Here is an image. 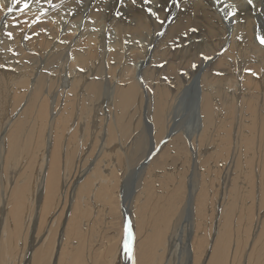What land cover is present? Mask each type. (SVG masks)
<instances>
[{"label": "bare ground", "instance_id": "obj_1", "mask_svg": "<svg viewBox=\"0 0 264 264\" xmlns=\"http://www.w3.org/2000/svg\"><path fill=\"white\" fill-rule=\"evenodd\" d=\"M23 2L24 0H21V5L16 6V9H14V7L13 11L9 13L8 7L11 6V0H0V47H4L6 49L4 51H0V54L3 52V56L0 58V65H2L0 66V98L3 97V89H5L7 97L9 98L7 100L9 103L5 101V104L7 103V105H5V109H2V111L6 110V113L4 114V112L1 111L5 116L1 115L3 117V121L0 123V169L3 166V154H5L6 151L8 154L10 150L9 156L7 157L6 155L4 158L5 161H8L13 158L16 159V157L19 158L18 156L21 155L20 153L23 150V148L21 149L22 145L26 147L29 145L30 147L35 146L33 144V140L36 138L34 139L32 134H34L35 137V133L37 132V139H39L40 136H43L41 132L42 130H34L35 124L37 122H42V125L44 126V120L46 117L49 118V130L47 129L49 133L46 136L47 141H45L46 151L40 161L42 163V168L41 171H39L41 166H37L36 186L33 190L32 197L28 200L31 201L29 205L35 209V213L38 212V209L39 211L44 209V205H49V207L52 206L51 204L54 196L57 193L56 191H58V184L61 182L63 190L62 192L60 191V193H63V197L61 201L59 199V203L62 202L65 204V202L68 201L66 199H70L69 201L71 205H73V209H69V206L67 205L68 210H73L69 217V220L72 219V221H70V224L66 221L69 226L66 224L63 230L66 233V228L70 227L72 232L74 230V226H76L75 224L78 226L76 221V216L78 214L76 213V204L80 199L77 198L78 200L76 201V195H78L76 193L77 191L80 192L79 190H88V187L90 186H87L86 181L89 177H92L95 172L94 166H96V160L91 161L89 164L87 161L85 166L86 169L84 168L85 161L83 159L87 157L86 151L88 148L92 150L91 148L93 147V142H91V140L93 139L95 141L96 138H100L99 143L103 149H105L104 142L110 136V133L108 134V132L112 133V131H118V129L123 132L124 130L126 131L137 128L140 125L139 114L143 122L145 120L150 122L147 123L151 124L149 125L151 128L159 131H162V129L165 130L167 134L163 139L164 143H166L165 140L169 141L174 135H176L177 130L170 131L172 121L176 123V128L193 131L199 138L200 142H211V138L214 136L212 133L217 130L216 134H218V138L216 143L218 148H221H219L220 150H223L226 145H229L231 136L233 142L230 146H232V149L230 148L229 153H227L228 155L226 156L230 159L231 163L233 161V163H235V177L238 178L245 175L244 182H247L246 186L248 184V187L245 188L247 189L246 193H251L252 190H255L253 189L254 178L252 172L253 168L256 166V172L253 173L261 176L258 180L261 183V185L259 184V189L261 192H264V47L260 46L254 39V32L256 29L261 30L262 33L264 32V26L260 23V20L264 19V11L254 12L248 6L242 5L243 14H238L239 21L235 18L228 20L224 17V13L228 11L227 6L233 3L240 4L241 0H223V3H221L220 0H177V3L180 5L179 8L171 6L169 3L170 13L171 16L175 18V21H166L165 24L161 26L158 22L150 18L146 11H144V8L148 6H142V3H138L135 7H133L130 0H125L122 7L117 3V0H51V6L49 4V0H39L38 3L36 0H31L29 9L21 12L20 7ZM157 2L164 3L165 0H157ZM255 2L259 5L261 0H255ZM117 11L121 13L119 17L115 14ZM41 12L44 13L43 16H40ZM161 15H163V13H161ZM38 16L44 19L43 23H34ZM20 21H26L28 24L24 27L17 26V28H13V25L19 23ZM190 26L197 27L199 30L194 33L188 32L186 35H178L182 29ZM9 31L12 32V39L10 40L6 36V33ZM158 31L164 33V35H156ZM25 36L29 37V39H25ZM237 36H240L242 39L237 41ZM173 39H175V44L173 43ZM222 46L223 48H226L227 51H224L223 55H217V50H223ZM8 52H15V56L18 55V57L12 59L9 57L10 55L7 56ZM199 52L206 53L213 58L211 60L201 61L197 56V53ZM11 54L13 55V53ZM8 60H12V62L10 61L9 63ZM190 62H196L198 67L196 69H192L190 67ZM159 64H165V66L163 68L157 67ZM5 66L8 67V70H6L7 67L6 69L4 68ZM9 67L13 70H9ZM245 68L252 69V71L256 73V76L248 73L241 75L239 70H244ZM47 69H50L52 74H55L56 77L51 78L49 77L50 74L48 77L45 73L42 74V72ZM80 69H83V71ZM86 69L90 71L89 74L85 72ZM39 70L43 71L39 72ZM181 72L184 74L181 75ZM217 73L220 74L217 75ZM242 76L245 77L243 78ZM164 77H167V79H164ZM252 83H254L253 86L247 87L250 84L252 85ZM243 84L246 85V88L248 89H246ZM240 85H243L246 89V93L244 92L245 95L237 93ZM257 88L262 89H260V93ZM58 89L59 91H57ZM249 90L254 91V93H250ZM247 93L248 96H246ZM188 94L192 95V102L190 104L191 109H188L186 112L183 107V102ZM10 95L13 96L10 97ZM62 99L63 107L60 109V112L58 111V113L55 114L53 110H55L58 106H61ZM240 99L241 105L237 106V103H239L238 100ZM256 101L258 102V110H255ZM2 103L3 102L0 103V108H2ZM141 109H143L146 113L141 114V112H143ZM75 111H77V115L75 114ZM101 113L106 115L107 118V120L102 124L104 128L103 132L105 133H100L102 136H99V134H95L96 136L90 135V146H87V149H85L86 151H82V147L85 146V142H87V140H84L87 126L85 123L86 118L89 115L95 116L93 117L94 119L91 117L92 119L90 123L94 120L93 126H98L96 116L101 115ZM84 116L85 120L82 122V118ZM101 119L102 118H99L98 121ZM65 122V128L67 127V124L72 125L73 128L69 130L66 136L62 134V137L64 138L63 144L60 140L61 137L59 136V132ZM236 122L237 125H234ZM78 127L80 130L77 129ZM90 129L92 131V128ZM96 129L97 127L95 130ZM94 132L96 133V131ZM24 138L25 141H23ZM193 139H195V136ZM83 140L84 143H82ZM22 141L30 142L22 143ZM74 144H76L75 147L68 148L70 145ZM136 145L137 149H140L141 141L137 140L134 147ZM157 145L158 143H154L151 146V150L148 151L149 155L150 153L153 154L152 156L156 154L155 149H158ZM101 146L98 148L100 151L102 149ZM26 147H24V149ZM59 147H61L63 153H66L64 150L67 148L65 151H67L69 159L71 154H75L74 164L77 163L78 165L77 168L74 169L75 172L72 171L74 174L69 179H67V168L71 161L69 163L64 161L65 156L62 154L60 157L64 162L62 163L60 161V163L57 161L59 158ZM31 148L29 149L31 150ZM29 149H27L28 152ZM120 149L122 150L123 147L120 146ZM152 156L148 158L149 163L146 164L148 172L150 170L152 172L153 169L158 168L156 167L157 162L154 161V157L157 156V154L154 157ZM213 158L215 157L207 154L203 161L207 165V163ZM59 165L61 166L59 167ZM202 165L205 164L203 163ZM89 166H91L90 169ZM243 166L246 169L245 172L243 170ZM190 167H192V172L189 170L188 172H191L190 177H193L196 173V161L193 166L190 161L189 168ZM106 169L103 170L108 172ZM84 173H89V175L86 176L85 179L84 177L80 178V176ZM15 174L16 173L13 171V174L10 176L12 182L15 181L13 177ZM91 174L92 176H90ZM33 178H35V176ZM185 179L182 181V183H184V187L183 192L181 191V193L178 190L174 192V190L177 189L175 188L176 184L174 186L171 185L175 189H172L173 194L170 195L169 198L167 197L170 199L169 203H167V200L164 199L165 195H160V198H158L159 195L157 196L158 200L163 201L164 205L162 207L158 206L159 211L154 209V206L157 205H154V208H151L150 210L155 213L154 215H157L160 218L159 219L157 217L158 220L153 218V214H151L148 209L144 210V207L146 208V205L148 204L143 203L140 205V202L136 199H142L143 196L140 197L141 195H138L140 198H135V200L139 202V205L137 204V208H134L133 210L138 209L136 211L139 213L143 211V215H146V213H149L150 215L148 220H145L144 217L146 216H142V220L138 219V216L136 221L137 215L135 214V211L134 215L132 214L133 220L130 218V229L126 228L122 208L124 209V212L129 214L131 213V207L130 205H127L128 200L126 198L121 205V199L119 198V195H117V200L119 201L118 203H120L119 208H121V214L119 212L120 222L123 223L126 231L124 238L127 241L129 237L128 234L130 233L134 245L132 259L127 255L126 262H124L122 260L124 256L123 251H125L123 244V248L120 252L121 254L119 255L118 253L115 258L118 259V264H150V261L153 259L155 260L154 255L156 256V254L157 256L164 258V262L162 264H169V262H171V264H183L182 261L184 262V259H182V257L186 258V264H195V260L197 264L200 259L197 258V255L199 254H197V251L201 246H203L205 239L196 238V233L194 234V231L192 233V230H194V226L196 228V223L198 222H196V217L198 215L201 216L202 214L198 212V215L196 216V209L194 214L190 213L188 210L190 199L189 191L190 187H194L192 186L194 184L192 183L191 185L190 182L188 187L187 182V193V191H185ZM67 180H69V182ZM76 180H78L77 183L80 184V189L76 185L72 188L71 193H69V185H72L70 183ZM171 180L170 183L173 182V180L172 182ZM8 181L9 178L7 182ZM122 183H124V181L117 183V188L115 186L117 193H119L118 188L125 189L124 185L125 187H128L127 182L124 183V185H122ZM161 183L163 186L164 184L166 185V180L161 179L158 184ZM16 186L14 188L15 191L14 189H11V194L13 191L15 193L16 189H18V193L24 191L22 186H19L18 188ZM143 191L147 194V191ZM229 191V206L233 209L235 203L234 201L236 200L235 198L241 193V191L235 183H233L232 189ZM170 192L168 188V194H170ZM165 193L167 192L165 191ZM185 193H187V198H185ZM203 193H200V199L203 198ZM233 193L236 194V197H234ZM82 196L83 195H81V197ZM134 197L137 196L135 195ZM145 197V201H147L146 199L148 195ZM6 198L7 196L5 199ZM19 198L20 196L11 201L5 200V202L7 201L10 205V210L6 209V207H4L5 205L0 208V243H5L9 237L14 238L17 234L18 229L15 227H13L14 230L11 234L7 233L6 235V230L8 227L7 221L9 219L12 220L13 226H17L18 223H21L22 221V216L20 215L23 213L22 210H20L22 208H20L22 203L21 201L19 203ZM81 200V206H78L82 208L83 204L86 203H84V199L81 198ZM182 200H184L183 209L180 206L177 207L178 205L171 207L172 204L175 205L178 201L182 203ZM196 201L198 202V200L194 198V203H196ZM159 207L162 208L161 210H164V213L162 212L164 215L161 214ZM79 208L77 207L78 210ZM57 210L56 213H54L53 218H56L55 216L59 212H57ZM62 211L64 212V209ZM230 212L224 215V217L230 218ZM259 212L260 210L256 213L255 229H257V227L260 229L256 231L258 232L257 234L253 232L255 236L254 238L256 239V243L253 244V247L255 246L253 251L255 252V248H257L256 246L259 243L261 250L260 252H256V255L254 253L253 254L255 255V259H260L257 264H264V260L258 257L261 252H264V217L261 214L258 215ZM6 214L7 216L5 221ZM29 215L30 214L27 216ZM67 216H69V214ZM224 217H222L224 220L223 222H221L220 219L217 223V225L219 224L220 226L219 234L215 235L213 233V237H210L209 239L208 237L206 238L207 241L206 245L203 247L204 251L202 256L204 255L206 248H208L209 258L207 259V263L204 264L230 263L225 246L228 245L230 243V239H232V221L231 219H227L226 221V218ZM260 217L262 218L261 226H259ZM152 218L155 219V223L159 224H152L151 222L154 221ZM34 220L35 222H33V224L31 223L32 219H30V221L28 220L31 224L30 228L36 223L37 217H35ZM138 220H141V223L144 225L146 224L145 227L148 226L152 228L144 231L146 232V235L143 239H140V237L142 238V235H138V237L137 234L139 233H136ZM156 220H160V222H156ZM28 221L25 222V224L27 223V225H29ZM223 226L225 228H223ZM141 227L143 226L140 225V228L138 229H143ZM49 229L46 232L44 240L41 242L42 247L49 239L48 236H50L51 233ZM140 231L141 230H138V232ZM242 233L238 234V240H241V242L243 241L242 238H244ZM63 234L61 233V235ZM204 235H206V233ZM65 236L67 237V235ZM65 236H60V238L57 239L58 243H56V248H58L59 244H64ZM80 236L82 237V235ZM135 236L139 238L138 243L136 242ZM211 238L215 240L212 246H210L208 242ZM70 239L65 240H68L69 242ZM80 239H83V237ZM37 240H39L40 244L41 239ZM73 241L75 242L74 239ZM72 246L75 247L74 245ZM42 247L39 246L35 248L34 243L31 245V248L33 249L30 253V259L27 264H45V260L41 257V254L43 253ZM84 247H86V244H84ZM84 247L82 246V248ZM1 248L0 264H11L12 261L15 263L16 259L8 261L9 255L8 252H6L8 246H4V248L2 246ZM63 248H65V246L61 249ZM70 249L71 253L73 248L71 247ZM77 249H75V251ZM84 250L81 251L84 253ZM60 251L63 252L62 250H59L58 254ZM80 252L79 255H81ZM195 252L197 259H195ZM232 252L235 260L237 261L239 259V255H237V252H234V250ZM73 253L72 255H74ZM25 257L22 256L19 261H24ZM78 257L79 256L74 258L75 264H78ZM81 259L80 261L82 262ZM252 259L253 257L250 256L249 264H252L254 261H252ZM261 259L263 261H261ZM54 260L53 264L64 263L63 254H59V258L55 257ZM200 260L202 261V259ZM19 261L16 263L22 264ZM201 261H199V264H201ZM114 263L115 262L113 261L112 264ZM152 264H156V262H153ZM159 264H161V261ZM254 264H256V261Z\"/></svg>", "mask_w": 264, "mask_h": 264}, {"label": "rangeland", "instance_id": "obj_2", "mask_svg": "<svg viewBox=\"0 0 264 264\" xmlns=\"http://www.w3.org/2000/svg\"><path fill=\"white\" fill-rule=\"evenodd\" d=\"M14 9H16V7ZM13 13H15V12H13ZM12 19H14V18H12ZM43 21H44V19L40 18L39 22L43 23ZM260 23L264 26V19L260 20ZM27 24L28 23H26V21H20L19 23L14 24L13 28H17V26L24 27ZM263 30H264V27H263ZM4 50H6L4 47H0V51H4ZM11 53H13V55ZM15 54H16L15 52H8L7 56L10 55L9 56L10 58L15 59V58L18 57V55L15 56ZM2 56H3V52H1L0 58H2ZM10 61L12 62V60H10ZM10 61H9V63H10ZM6 67L7 66H5L4 68L6 69ZM11 69L12 68L9 67V70H11ZM6 70H8V67H7ZM47 70H44V71L43 70H41V71L39 70V72L43 71L42 74L45 73V75L47 77H48L49 74H50L49 77H51V78H55L56 77L55 74H52V71L50 69L48 71ZM85 72L88 73V74L90 73V71L87 70V69L85 70ZM239 73L241 75L244 74V73L247 74L244 70H239ZM242 77L244 78L245 76H242ZM241 82H242V80H241ZM243 85H240L238 87L239 91L237 93H239L241 95H245L244 92L246 91V89H248V88H246V85H244V87L246 89L243 87ZM253 85H254V83H252V85L251 84L248 85L247 87H251ZM241 87H242V89H241ZM257 89H258L259 93L262 90L261 88H257ZM3 91H4V94H3V97L0 98V100H1V102H3L2 104L4 106L2 105V108H0V112L2 111L3 108L5 109V105H7V103H9L7 101L9 98L7 97V93H6L5 89H3ZM57 91H59V89ZM249 92L250 93L251 92L254 93V91H252V90H249ZM4 96H6V97H4ZM11 96H13V95H10V97ZM246 96H248V93L246 94ZM191 100H192V95L188 94V96H186V98H185V100L183 102L184 103L183 107H184V110L186 112H187L188 109H191V105H190L191 102H192ZM5 101L7 102L6 104H5ZM238 102L239 103H237V106H240L241 105V99L238 100ZM257 106H258V102L256 101L255 110H258ZM62 107H63V99L61 100V106H58L55 110H53V112L55 114L58 113V111L60 112V109ZM141 110L143 111V109H141ZM2 112H4V114H5L6 110H4ZM2 112L0 114V117H2L1 115L5 116ZM142 113H146V112L143 111V112H141V114ZM75 114L77 115V111H75ZM91 117L93 118L95 116L89 115V116H87L86 121H85L87 126H86V130H85L86 133H85L84 140H87V142H85L86 145L82 147L83 148V150L81 149L82 151H86L85 149H87V146H90L89 145L90 144L89 140H90L91 136H93V135L96 136L97 134H99V136H100L101 134L105 133V132H103L104 128H103L102 124H103L104 121L107 120L106 115L101 113V115L96 116L97 117L96 121L98 123V126H96L94 124L97 127L96 130H95L96 127L93 126L94 120H92V123H90L91 119H92ZM79 118H80V116H79ZM99 118H102V119L98 121ZM2 119H3V117L0 118V123H2V121H3ZM49 120L50 119L46 117V119L43 122L44 126L42 125V122L41 123L37 122L38 124L37 123L35 124V127H34L35 129L32 128L34 130H37V129L38 130H42L41 132H42V135H43V136H40L39 139H37V136H36L37 132L35 133V137H34V134H32L33 138L37 139V140L36 139L33 140V144L35 146H31L32 147L31 148L30 145L27 146V147L22 145L21 149L23 148V150L20 153L21 155L18 156L19 158L16 157V159L13 158L12 160L10 159L8 161L7 160L5 161L4 158L6 157V155H7V157L9 156L10 150H9L8 154H7V151H6V153L3 154V160L4 161L1 159L2 163H3L2 164L3 166L0 169V181H1L0 182V208L5 205L4 207H6V209L10 210L11 208H10V205L7 203V201L8 200L11 201L14 198L16 199V198H18V196H20L18 201H19V203H20V201L22 203L21 206H20V208L21 207L22 208L20 210H22V212H23V213L21 212L22 214H20L22 216V218H21L22 221H21V223H18L17 226H13L12 220L9 219L7 221V223H8L7 224L8 225L7 230L8 231L6 230V235H7V233L11 234V232L14 230L13 227H15V228L18 229L16 236L14 238H10L9 237V239L7 241H5V243L4 242L0 243V250L2 249L1 248L2 246H3V248H4V246L5 247L8 246V249L6 250V252H8V255H9L8 256L9 257L8 261H10L12 259H16L15 260V263H16V262L19 261V259H21L22 256H24V257L26 256L24 258L25 259L24 261H19V262H21L22 264H27L29 262V259H30V253L32 252V249H33V248H31V245L34 243L35 248L39 247V246L42 247V243L41 242L44 240L46 232L50 228L49 230L51 231V233H50V236H48L49 239H48L47 243L43 244V247H42L43 249L45 248L44 249L45 251L41 248L42 252L44 253V254L43 253L41 254V257L43 258V260H45V264L46 263L47 264L48 263L49 264H53V262L55 261L54 260L55 257L59 258V254H61V253L63 254V259H64L63 260L64 263H62V264H69V263L70 264H75L74 263V258L77 257V256H79L80 259L82 258L81 259L82 262H81L79 257H78V262H77L78 264H79V262H80V264H92V263H95V264H112L113 261L115 262L114 264H118V259H115V258L117 257L118 253H119V255L121 254L120 252H121V249L123 248V244L125 245L126 239L124 237H125V232L126 231L124 229L123 223L120 222L119 212L121 214V211H120L121 208H119L120 203H118L119 201L117 200V197H118L117 195H119V198L121 199L120 193L122 195L124 193L126 194V195L124 194V197L126 196L125 198L128 200L127 205H130V207H131V211L130 212L131 213H129V214L126 213L125 215L123 214V218H125V216L128 217V223L130 225L129 227L131 228V222H130L131 220H130V218L132 219L133 218L132 216L134 215V212L136 210H138V209H135V210H133V209L137 208V204L139 202H140V205H142L143 203L144 204H148V205H146V208L144 207V210L148 209L150 211V213L153 214V218L157 219L158 216L154 215L155 213H153V211H151L150 209L155 207L154 209L158 210V206L162 207L164 205L162 200H158V198L161 197L160 195H165L164 199L167 200L166 201L167 203H169L170 199H168V198H169L170 195L173 194V190L175 188H177V189H175L174 192L177 191V190L180 193H181V191L183 192L184 183H182V181L186 178L185 179L186 180L185 181L186 182L185 183V191H187V193H188V187H189L190 182H191V185H192V183L194 184V185H192L194 187H190V191H189L190 199H189L188 210H189L190 213L194 214L195 213V209H196V216L198 215V212L200 214H202L201 216L198 215L196 217V222L197 221L198 222L196 223V228L194 226V230H192V233H193V231H194V234L196 233V236H195L196 238H199V239L204 238L205 239V243L197 251V254L199 253L197 255V258L198 259L199 258L202 259V261L199 259L197 264H199V261H201V264L207 263V259L209 258L208 248H206L205 253L202 256V253L204 251L203 247L206 245V241H207L206 238L208 237V239H209L210 237H213V233L215 235L219 234L220 226H219V224L217 225V223L220 221V219H221V222H223L224 220H223L222 217H224V215H226L231 210L232 211L230 212L231 213L230 218L224 217V218H226V221H227V219H229V220L231 219V221H232V227H231V229H232L231 238L232 239H230V243L225 246V248L227 250L228 260L230 262L229 264H241V263L242 264H249L250 256L253 257L252 261L254 260L252 262V264H254L255 261H256V264L259 262L260 259H255V255H256V252H260L261 247L259 246L260 245V243H259L256 246L257 248H255V252L253 251V248L255 247V246L253 247V244L256 243L255 242L256 239L254 238L255 236H254L253 232H255L257 234L258 232H256V231L258 229H260L258 227H257V229H255L257 211L260 210L258 215L261 214L264 217V192H261V190L259 189L260 188L259 186L261 185V183H260V181H258L259 178H261V176L254 174L256 172V166H255L253 168V172L254 173L252 172V175H253V178H254L253 182L255 183V181H256L255 184L253 183V186H254L253 189H255V190L254 191L252 190L251 193H249V192L246 193L247 189H245V188L248 187V184L246 186L247 182H244V176L245 175L236 178L235 177V163H233L234 161L231 163L230 159H228L227 156H226V155H228L227 153H229L230 148L232 149V146H230L231 143L233 142L231 136H230V140H229V145H226L223 150H220L221 148L219 147L220 148L219 149L218 145L216 143L217 142V138H218V134H216L217 130H215L214 133H212V135H214V136H212L211 142H207V141L200 142L199 138L195 135V133L193 131H189V130H185V129H181V128H176V126H175L176 123H174L172 121V125H171V128H170V131L177 130L176 135H174L169 141L165 140L166 143H164L163 139H164L165 135L167 134L165 132V130L162 129V131H159L157 129L155 130V129L151 128V126H149L151 124H148L150 122L148 120L147 121L145 120L146 122L145 121L143 122L142 118H141V116L139 114L140 125L137 128H134V129H131V130H126V131L124 130L123 132H122V130H119V129H118V131L117 130L112 131V133L108 132V134L110 133L109 134L110 136H109L108 139H106L107 142L106 141L104 142L105 149H103V147L99 143L100 138H96L95 141L92 139L91 142H93L92 146L94 148L92 147L91 148L92 150H90V148L87 149V151H86L87 157H85L83 160L85 161L84 162V168L86 166V162L87 161H88V164H89L91 161H95L96 160V166H94L95 168L92 167V168H94L95 172H94L93 176H92V174L90 175V176H92V177H89L90 180L88 179L86 181L87 186L88 185L90 186V187H88V190L87 189L79 190L80 192L77 191V193H76V194L80 195V196L76 195V201L78 199L81 200V198H82V199H84V203H86V204H83V206L81 208L80 204L82 203V200L81 201L79 200L77 202V204H76L77 205L76 206V213H78V214L76 216V221L78 223V226H77V224H75L76 226H74V228H73L74 229L72 231L73 233L71 232L70 227L66 228V230H67L66 231L67 234H66L63 229H64L65 225L67 224V222L69 224L71 223L70 221H72V219L69 220V217L71 215V212L73 211V210H68V208L69 209H73L72 208L73 205H71V203L69 201L70 199H66L68 201H66L65 204L62 203V202L59 203V199L61 201V199L63 197V195H62L63 193L62 194L60 193V191L62 192V190H63L61 182H60V184H58V187H57L58 191H56L57 193L55 192L56 193L55 196H54L55 200L53 199V202L51 204L52 206L49 207V205H46V206L44 205V209H41L40 211L38 209L39 214H38V212L35 213V209L30 207V205H29L31 201H28L32 197L33 190H34V188L36 186L37 166L38 167L41 166L39 168V171H41V168H42V163L40 161L42 160V158H43L42 156H44L43 154L46 151V148H45L46 147V143H45V141H47L46 136L49 133V131H48L49 130V127H48V123H49L48 121ZM83 120H85V116L82 118V122H83ZM142 122H143V124L141 125ZM65 124H66V122L63 123V125H62L63 129H62V127H61V130L59 129L60 130L59 136L61 137L60 140H61V142L63 144H64V138L62 137V134H64V136H66V134H68L69 130H71V128H73L72 125H70V124H67V127L65 128V126H64ZM234 125H237V122ZM90 128H92V131H91ZM77 129H79V127ZM94 131H96V133ZM220 134H222V133H220ZM194 136H195V139H193ZM215 136H216V138H215ZM84 140L82 141V143H84ZM137 140L141 141L140 149H137V145L134 147V145H135ZM23 141H25V138L23 139ZM23 141H22V143H27V142L29 143L30 142V141H26V142H23ZM34 141L37 142V143H35ZM71 142H73V141H71ZM213 142H214V144H213ZM154 143L155 144L158 143V145H157L158 149L157 150L155 149L157 156H155L156 155L155 154L154 155L155 157L154 156H152V157H154V159H155L154 161L157 162L156 163V167H158V168L153 169L152 172L150 170L149 171L151 173L150 174L147 171V165L146 164L149 163V161H148L149 160L148 159V157H149L148 156L149 155L148 151L151 150V146ZM207 144H208V146H207ZM75 146H76V144L70 145L68 148L75 147ZM100 146L102 147L101 151H100V149H98V148H100ZM120 146L123 147L122 150L120 149ZM24 147H26V148L24 149ZM29 148H31V150ZM6 149H7V145H6ZM27 149H29V152H28ZM159 149H160V151H159ZM24 150H25V152H24ZM65 150H64V152H66V153H63L62 150H61V147H59V155H58L59 158H58L57 161H59V162L61 161L62 163L64 161H67L68 163L71 161L72 164L69 163L68 164V168H67V171H68V178L67 179H69V178H71L73 176V174H74L73 172H75L74 169L77 168L78 164L77 163L74 164L75 154L74 155L71 154L70 155V159H69V155L67 156V151H65ZM159 153H161V154H159ZM206 153L208 155H211L212 157H215V158H213L215 161L212 159L206 165V163L203 161V159L207 156ZM25 154L28 155V156H26ZM61 154L65 156V160L64 161L60 157ZM205 154H206V156H205ZM71 156H72V158H71ZM20 158H22V159H20ZM28 159H30V160H28ZM89 159H90V161H89ZM20 160H22V161H20ZM190 161H191V165L192 166L194 165V163L196 161V173L194 172L195 173L194 174L195 177L193 176L194 178L190 177L191 176V172H192V169H191L192 167L189 168ZM203 163L205 165H202ZM60 166L61 165H59V167ZM90 167L91 166H89V169H90ZM228 167H229V169H228ZM92 168H91V170H92ZM16 169H17V171H16ZM103 169H106L108 172L104 171ZM26 170H27V172H26ZM188 170L191 171V172H188ZM228 170H229V172H228ZM243 170H244V172L246 171L244 166H243ZM13 171L16 173L13 177H14V179H15V181L17 183L15 181L14 182L11 181L10 176L13 174ZM70 171H71V173H70ZM186 173H189V174H186ZM24 174H25V176H24ZM88 175H89V173H87V174L84 173L82 176H80V178L84 177V179H85L86 176H88ZM34 176H35V178H33ZM223 176H224V179H223ZM167 177L170 178V179H168ZM8 178H9V181L7 182ZM22 178L23 179L27 178V179L23 180ZM161 179L162 180H164V179L166 180V185L164 184V186H163L162 183L158 184V182ZM171 179L173 180V182H172ZM170 180H171L172 183H170ZM67 181L69 182V180H67ZM104 181H106V182H104ZM120 181H124V183L127 182V186L128 187H125L124 183H122V185H124L125 189L118 188L119 189L118 190L119 193H117L116 192L117 183H119ZM77 182H78V180L72 181L70 183L72 185H69L70 186V189H69L70 192L69 193H71L72 188L75 187L76 185L80 189V187H79L80 184L77 183ZM175 182H177V183H175ZM187 182H188V187H187V190H186ZM34 183H35V185H34ZM200 183H202V184H200ZM217 183H218V185H217ZM233 183L236 184V186L240 189L241 193L240 194L238 193L239 195L237 197L235 196L236 194L233 193L234 197H236L235 198L236 200L234 201L236 204L234 203V208L231 209V207L229 206V204H230V202H229L230 201L229 200L230 199L229 198L230 197V191L229 190L232 189ZM178 184H179V186L181 188L178 186ZM222 184H223V186H222ZM99 185H101V186H99ZM171 185H173V186L175 185L176 187L174 188ZM256 185H258V186H256ZM15 186L17 188L19 186H22V189L24 188V191L21 192L22 195H21V193H18V189H16V192L18 194L16 192L14 193ZM115 186H116V188H115ZM59 187H61V188H59ZM168 188H169V192L171 191L170 194H168ZM11 189H14V191L12 192L13 195L11 194V191H12ZM220 189L223 190V191H221ZM224 189H226L227 191L224 190ZM143 190L147 191V194ZM165 191L167 193H165ZM199 192L200 193L204 192L203 193L204 196H203L202 199L199 198V195H200ZM139 193H141V194H139ZM187 193H185L186 194L185 198H187ZM60 194H61V197H60ZM81 195H83V196L81 197ZM135 195L137 197H134ZM138 195L139 196L141 195L140 197L143 196L142 199ZM144 195L145 196L148 195V197L150 196L149 197L150 199L147 197V199H146L147 201H145L146 197ZM6 196H7V198L5 199ZM157 196H158V198H157ZM86 198H87V200H86ZM135 198H140V199H136L139 202H137L135 200ZM194 198H196V200H198V202L196 201V203H194ZM5 200H7V201L5 202ZM42 201H43V199H42ZM182 201H183L182 203L178 201L177 204H175V205L172 204L171 207L172 206L175 207L176 205H178L177 207L180 206L183 209L184 200H182ZM152 203H153V205H152ZM11 205H12V203H11ZM59 205H60V207H59ZM78 205H80V206H78ZM154 205H157V206H154ZM253 205H254V207H253ZM77 207L78 208L80 207L79 210H81V209L82 210L79 211L77 209ZM160 207H159L160 212H161L162 215H164L163 214L164 210H161L162 208H160ZM226 207H227V209H226ZM244 207H245V209H244ZM23 208H24V210H23ZM63 209H64V212L62 211ZM66 209H67V211H66ZM56 210H57V212L58 211L59 212L55 216L56 218H53L54 217V213H56ZM200 210H202L203 212L200 211ZM6 211H8V210H6ZM28 211H29V213H28ZM137 212L138 211L135 212V214L137 215L136 216V221H137V217L138 216L140 217V218L138 217V219H141V220L143 219L142 216H146L147 217V218L144 217L145 220L149 219V215H150L149 213H146V215H143V211L141 213L138 212L139 214ZM28 214H30V215L27 216ZM68 214H69V216H67ZM162 215H160V216H162ZM6 216H7V214L5 215V221H6ZM203 216H204V218H203ZM231 216H232V218H231ZM35 217H37L36 223L33 225V227L30 228L31 224H30L29 221H30V219H32L31 223L33 224V222H35V220H34ZM227 217H229V216H227ZM134 218H135V216H134ZM153 218H152V220H154V221H152V222L150 221L152 224L155 223V219H153ZM259 219H260L259 226H261V219L262 218L260 217ZM78 220H79V222H78ZM141 220H138V225H137V228H136L137 232L136 233H139V234H137V236L138 235L139 236L142 235V238L140 237V239H143V237L146 235L145 234L146 232H144V231L146 229H150L151 227H148V226L145 227L146 224L144 225L143 223H141L142 222ZM157 220H156V222H160V220L159 221H157ZM27 221L29 222V225H27V223L25 224V222H27ZM86 221H88V222H86ZM253 222H254V224H253ZM155 224H159V223H155ZM140 225L143 226V227H141L143 229H138V228H140ZM67 226H69V225L67 224ZM156 226H159V225H156ZM217 226H219V227H217ZM197 227H199V228H197ZM8 228H10V229H8ZM223 228H225V227L223 226ZM24 229H25V231H24ZM88 229H90V230H88ZM244 229L246 230V232H245ZM29 230H30V232H29ZM138 230H141L140 232L142 234L140 232H138ZM253 230H255V231H253ZM69 231H70V233H69ZM61 233L62 234L64 233L63 234L64 236L67 235L68 238L65 236L64 244H62V245L59 244L58 248H56L57 247L56 243H58L57 239H59L60 236H63V235H61ZM205 233H206V235H204ZM239 233H242L244 235V238H242V240H243L242 242H241V240L240 241L238 240L239 239V236H238ZM80 235H82L83 239H80V238H82ZM77 236H78L79 240H78ZM137 236H135V238H136V242L138 243L139 238H137ZM70 237H71V239H70ZM33 238H34V241H33ZM37 239H41L40 240V244H39V240H37ZM65 239H70V240L68 242V240H65ZM73 239L75 240V242L73 241ZM250 240H251V243H250ZM79 241H80V243H79ZM214 241L215 240L212 239V238L210 240H208L209 245L212 246ZM35 242H36V244H35ZM37 242H38V244H37ZM127 242L129 243L128 239H127ZM131 242H132V249H133L134 245H133V240L132 239H131ZM239 242H240V244H239ZM65 243H66V245H65ZM69 244L70 245L72 244L74 246L76 245L75 247H73L71 245V247L73 248L71 253H70V251H71L70 248L71 247H70ZM84 244H86V247H84ZM141 244L144 245L143 243H141ZM81 245L84 248H82ZM64 246H65V248H63V249L65 251L63 249H61ZM144 246L147 247L146 245H144ZM210 246H209V248H210ZM77 247H78V249H77ZM74 248L77 249V250L75 251ZM19 249H21V250H19ZM23 250H25V251H23ZM57 250L58 251L62 250L65 253L60 251V253L58 254ZM81 250H84V253ZM233 250H234V252L235 251L237 252V255H239V257H238L239 259L237 261L234 258V254L232 252ZM22 252L24 253V255H23ZM79 252L81 253L82 257H81V255H79ZM21 253H22V255H21ZM69 253H70V255H69ZM72 253L74 255H72ZM123 253H124V256H123L122 260L124 262H126L127 254H126L125 251H123ZM160 254H161V252H160ZM56 255H58V256H56ZM132 256H133V253L131 255V259H132ZM156 256H157V254H156ZM156 256L154 255V258H155L156 261L153 259L152 261H150V264H152L153 262L154 263L156 262V264L158 262V264H159L160 261H161V264H162L164 262V258L163 257L161 258L160 256H157V258H156ZM86 257H87V259H86ZM92 257H94V258H92ZM258 257L262 258L264 260V252H261L260 256H258ZM197 258H196V252H195V259H197ZM182 259H184V262H185L184 263L182 261V263L186 264V262H187L186 258L182 257ZM262 259H261V261H263ZM15 263L13 261L11 262V264H15ZM169 264H171V262H169ZM195 264H196V260H195Z\"/></svg>", "mask_w": 264, "mask_h": 264}, {"label": "snow or ice", "instance_id": "obj_3", "mask_svg": "<svg viewBox=\"0 0 264 264\" xmlns=\"http://www.w3.org/2000/svg\"><path fill=\"white\" fill-rule=\"evenodd\" d=\"M31 0H24L22 6L20 7V11L24 12L25 10L29 9V4H30ZM36 2L38 3L39 0H36ZM131 5L133 7H135L138 3H142V6H148L144 8V11L147 12V15L152 18L154 21L158 22L159 25L163 26L165 24L166 21L168 22H174L175 18L171 16L170 13V7H169V3L171 6H174L176 8H179L180 5L177 3V0H165L164 3H158L157 0H130ZM221 3H223V0H220ZM117 3L122 7L125 3V0H117ZM49 4L51 6V0H49ZM21 5V0H11V6L8 7V12L11 13L13 11V8ZM242 5L248 6L250 9H252L254 12H262L264 11V0H261V3L259 5L256 4L255 0H241V3H233L228 5V11L224 13V17L225 19L228 20H232L233 18H235L237 21H239V16L238 14L242 15L243 14V8ZM155 10H154V7ZM223 11V10H221ZM161 13H163V15H161ZM116 16L119 17L120 16V12L117 11ZM44 13L41 12L40 16H43ZM40 16H38L36 18V21H34V23H38L40 20ZM199 29L197 27L194 26H190L187 27L185 29H182L178 35H186L188 32H197ZM156 35H164V33L162 32H157ZM7 38L10 40L12 39V32L9 31L8 33H6ZM25 39H29V37L25 36ZM237 41H240L242 38L240 36L236 37ZM254 39L256 42H258V44L262 47H264V33L261 32V30L256 29L254 32ZM173 43L175 44V39H173ZM178 46V45H177ZM222 51L221 50H217V55H223L224 51H227L226 48H223L222 46ZM197 56L199 57V59L201 61H207V60H211L213 57L209 56L206 53L203 52H199L197 53ZM2 66V65H0ZM165 66V64H159L157 65V67L163 68ZM190 67L192 69H196L198 67V64L196 62H190ZM81 71H83V69H80ZM244 71L250 75L256 76V73L254 71H252V69L250 68H245ZM181 75H183L184 73L181 72ZM220 73H217V75H219ZM164 79H167V77H164ZM129 240L131 239V234L129 233ZM125 252L126 254L129 256V258H131V248L129 243L126 241L125 245Z\"/></svg>", "mask_w": 264, "mask_h": 264}, {"label": "water", "instance_id": "obj_4", "mask_svg": "<svg viewBox=\"0 0 264 264\" xmlns=\"http://www.w3.org/2000/svg\"><path fill=\"white\" fill-rule=\"evenodd\" d=\"M155 152H156V151H155ZM150 154H151V153H150ZM152 155H153V154L149 155L148 158H150ZM120 195H121L120 203H121V205H122L123 202H124L125 197H124V195H122L121 193H120ZM121 207H122V206H121ZM122 211H123V213H124V215H125L126 212H124V209H123V208H122ZM124 219H125L126 228H129L128 217L125 216ZM128 241H129V245H130V248H131V253H133L132 242H131V239L129 240V237H128ZM131 255H132V254H131Z\"/></svg>", "mask_w": 264, "mask_h": 264}]
</instances>
